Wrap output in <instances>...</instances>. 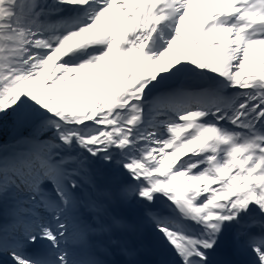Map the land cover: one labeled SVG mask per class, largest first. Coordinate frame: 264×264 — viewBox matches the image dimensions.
<instances>
[{"label":"snow or ice","instance_id":"obj_1","mask_svg":"<svg viewBox=\"0 0 264 264\" xmlns=\"http://www.w3.org/2000/svg\"><path fill=\"white\" fill-rule=\"evenodd\" d=\"M146 232L264 264V0H0V264H145Z\"/></svg>","mask_w":264,"mask_h":264},{"label":"bare ground","instance_id":"obj_2","mask_svg":"<svg viewBox=\"0 0 264 264\" xmlns=\"http://www.w3.org/2000/svg\"><path fill=\"white\" fill-rule=\"evenodd\" d=\"M128 212L125 214L128 215H137L138 209L135 207H127ZM232 241L231 235L226 236L222 243H230ZM143 251L145 254H147L149 257H158L159 264H162V262L170 261L172 260V256L170 251L167 249L166 245L158 240L156 237H154L150 232H146L143 239ZM222 246V244H221Z\"/></svg>","mask_w":264,"mask_h":264},{"label":"rangeland","instance_id":"obj_3","mask_svg":"<svg viewBox=\"0 0 264 264\" xmlns=\"http://www.w3.org/2000/svg\"><path fill=\"white\" fill-rule=\"evenodd\" d=\"M122 211H123L124 213H126V212H128V209H127V208H124V209H122Z\"/></svg>","mask_w":264,"mask_h":264}]
</instances>
